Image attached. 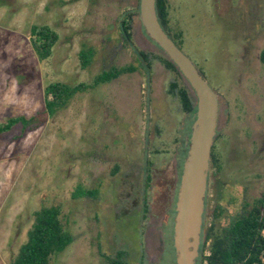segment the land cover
<instances>
[{
    "label": "rangeland",
    "instance_id": "1",
    "mask_svg": "<svg viewBox=\"0 0 264 264\" xmlns=\"http://www.w3.org/2000/svg\"><path fill=\"white\" fill-rule=\"evenodd\" d=\"M166 1L169 32L180 33L178 47L218 94L212 143L219 168L208 169L201 225L215 206L223 224L264 190V0ZM135 2L0 0V123L39 112L49 81L87 82L108 66L138 65L135 48L160 54L137 14L131 44L120 39V14ZM32 24L57 35L45 59L30 46ZM81 42L94 49L84 69ZM149 62L75 94L32 130L16 123L0 133V264L25 239L33 211L50 205L71 240L49 264H103L100 254L116 250L127 264H150L145 226L168 201L170 160L194 111L179 110L166 92L173 73ZM77 185L93 196L73 197ZM159 263H172L168 251Z\"/></svg>",
    "mask_w": 264,
    "mask_h": 264
},
{
    "label": "trees",
    "instance_id": "2",
    "mask_svg": "<svg viewBox=\"0 0 264 264\" xmlns=\"http://www.w3.org/2000/svg\"><path fill=\"white\" fill-rule=\"evenodd\" d=\"M155 13L159 24L178 47L181 42L180 33H170L168 30V5L166 0H155ZM138 0L134 8L122 11L118 20L120 39L123 44H131L130 22L137 14ZM57 38L56 33L43 24H32L29 28L30 46L39 59L47 58ZM139 57L138 65L125 64L108 66L101 69L87 82L67 84L60 81H49L42 89V109L25 117L16 115L8 117L0 123V133L7 131L18 123L20 130H32L45 118L53 116L63 109L75 94L93 89L99 84L107 83L118 76L149 68V58L154 57L173 73L167 83L166 92L176 98L179 110L184 114L194 111L193 97L190 95L180 72L162 53L155 54L135 48ZM94 55L92 46L81 42L77 52L80 68L84 69L91 63ZM264 60V50L261 52ZM200 73V72H199ZM201 75V73H200ZM188 126V125H187ZM189 130V127L187 128ZM146 164L149 161L146 160ZM209 167L219 168V160L210 148ZM208 167V169H209ZM148 181V168H146ZM207 173V182H208ZM94 191L74 187L72 196H93ZM220 207H214L213 218L205 225V235L200 239L196 264H262L260 254L264 251V191L255 198L248 207H243L235 216L230 217L223 224H218ZM71 238L60 218L59 208L54 205L40 206L32 213V222L26 230L25 239L18 245L17 250L8 264H49L55 254L61 252ZM103 264H127L123 250H116L113 254H100Z\"/></svg>",
    "mask_w": 264,
    "mask_h": 264
},
{
    "label": "water",
    "instance_id": "3",
    "mask_svg": "<svg viewBox=\"0 0 264 264\" xmlns=\"http://www.w3.org/2000/svg\"><path fill=\"white\" fill-rule=\"evenodd\" d=\"M154 2L138 0L137 19L145 35L180 72L194 103L174 201L172 245L175 264H196L210 148L216 132L218 94L161 27Z\"/></svg>",
    "mask_w": 264,
    "mask_h": 264
},
{
    "label": "flooded vegetation",
    "instance_id": "4",
    "mask_svg": "<svg viewBox=\"0 0 264 264\" xmlns=\"http://www.w3.org/2000/svg\"><path fill=\"white\" fill-rule=\"evenodd\" d=\"M217 115H218V111H217ZM192 117H193V114H192ZM190 123L188 126L186 124L183 125V131L179 138V142L176 143L174 147L172 159L170 160L171 167H170V173H169L170 174L169 175L170 185H169L168 201L166 204H163L158 215L156 216V219H154L151 215V217H149L150 219L149 226H145V232L147 234L145 237L146 238L145 245L148 246L146 251H147V257L148 259H150L149 260L150 264H160L159 262L161 261V258L163 257V253L165 251H168L171 256V262H172L171 264H175L174 249L172 245V220H173V215H174V201H175V195H176V190L178 186L181 163L185 155V151H186L187 137L189 135ZM217 126L218 125H217V118H216V132H217ZM188 127H189V130H187ZM216 132H215V135H216ZM261 193L259 194V196L261 195ZM251 202L249 204L244 203L243 207L244 206L248 207L251 204ZM205 227H206L205 224H202L200 227V239L205 235Z\"/></svg>",
    "mask_w": 264,
    "mask_h": 264
},
{
    "label": "built area",
    "instance_id": "5",
    "mask_svg": "<svg viewBox=\"0 0 264 264\" xmlns=\"http://www.w3.org/2000/svg\"><path fill=\"white\" fill-rule=\"evenodd\" d=\"M260 262L264 264V251L260 254Z\"/></svg>",
    "mask_w": 264,
    "mask_h": 264
}]
</instances>
